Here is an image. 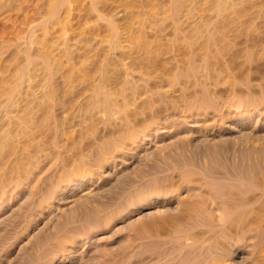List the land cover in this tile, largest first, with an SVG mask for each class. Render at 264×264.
Here are the masks:
<instances>
[{
	"label": "rangeland",
	"instance_id": "rangeland-1",
	"mask_svg": "<svg viewBox=\"0 0 264 264\" xmlns=\"http://www.w3.org/2000/svg\"><path fill=\"white\" fill-rule=\"evenodd\" d=\"M261 185L264 0H0V264H264Z\"/></svg>",
	"mask_w": 264,
	"mask_h": 264
},
{
	"label": "bare ground",
	"instance_id": "bare-ground-1",
	"mask_svg": "<svg viewBox=\"0 0 264 264\" xmlns=\"http://www.w3.org/2000/svg\"><path fill=\"white\" fill-rule=\"evenodd\" d=\"M190 62V61H189ZM192 63V62H191ZM191 65V64H190ZM192 68V67H191ZM187 69H189V68H187ZM193 69H194V72L196 71V67L195 66H193ZM192 69V70H193ZM187 72H189V71H185V70H182V71H180V73H182V74H184L185 75V73H187ZM198 72V71H197ZM189 73H191V72H189ZM188 73V74H189ZM187 74V75H188ZM197 74V73H196ZM177 76H179V74L177 75ZM189 76V75H188ZM191 77H193V74H192V76ZM128 87V86H127ZM130 89V88H129ZM100 91L101 90H97V93L99 94L100 93ZM132 91H134V90H132ZM95 93V92H94ZM108 93V92H107ZM139 94V93H138ZM203 94V97H205V95H208V93L206 92V93H202ZM97 95V94H96ZM95 95V96H96ZM107 95V94H106ZM109 95V94H108ZM121 95V94H120ZM142 95V94H141ZM149 95V94H148ZM98 96L99 95H97V97L96 98H94L93 100H92V102H93V105L94 106H97V105H100L101 104V106H102V104L103 105H105L106 106V108L108 109V111H111V112H114L115 110H116V105L117 104H115V101L111 98V95L107 98H104V99H102L101 100V98H103L104 96H100V98L98 99ZM122 96V95H121ZM202 96V95H201ZM208 96H210V95H208ZM113 97V96H112ZM134 97V96H133ZM197 97V96H196ZM202 99H205V98H202ZM201 99V100H202ZM133 100V99H132ZM210 100H211V98H210ZM199 101H200V99H199ZM201 103V102H200ZM121 104V103H120ZM123 104V103H122ZM88 105V104H87ZM93 105H92V107H93ZM118 106H120V105H118ZM123 107V106H122ZM126 107V106H125ZM97 107H95V109H96ZM105 108V109H106ZM86 110V109H85ZM90 110H92V111H94V109H90ZM101 110H103V108L101 109ZM94 114V113H93ZM136 135V134H135ZM118 139V138H117ZM114 140V139H113ZM119 140V139H118ZM109 142V141H108ZM111 142V141H110ZM113 142V141H112ZM107 144V143H106ZM103 147H104V145H102ZM102 146L100 147V148H102ZM103 150V149H102ZM252 167V166H251ZM245 168H247V167H245ZM248 169V168H247ZM254 170V169H253ZM244 171V170H243ZM249 171H251L250 169H249ZM244 177H245V175H244ZM253 179H255L254 177H253ZM253 184V183H252ZM255 184V183H254ZM228 185V184H227ZM261 187H264V186H262L261 185ZM262 189V188H261ZM159 191V190H158ZM259 192H261L260 191V189H259ZM232 193V192H231ZM232 195V194H231ZM244 196V195H243ZM262 196H264V192H263V195ZM261 196V197H262ZM242 198V197H241ZM234 200V199H233ZM236 200V199H235ZM237 200H238V198H237ZM241 200V199H240ZM244 201H245V199H244ZM257 201H259V198H255V199H252L251 200V202L249 203L248 201H247V203H243V205H245V206H248V205H246V204H255ZM246 202V201H245ZM233 204V203H232ZM258 204V203H257ZM243 205H239V202H238V205H235V208L236 209H239V208H241V210H242V208H243ZM249 207H251V206H249ZM247 210H248V208H247ZM237 211V210H236ZM247 212V213H246ZM246 212H242L241 214H240V216H238V218L236 217V219H235V221H234V224H240L241 223V221H242V219H243V217H244V215L246 214H248V211H246ZM94 213V212H93ZM245 213V214H244ZM202 214H204V213H202ZM247 217V216H246ZM207 218V217H206ZM201 219H202V217H201ZM193 220V219H192ZM201 222V221H200ZM233 224V225H234ZM142 231V230H141ZM44 240H45V238H44Z\"/></svg>",
	"mask_w": 264,
	"mask_h": 264
}]
</instances>
